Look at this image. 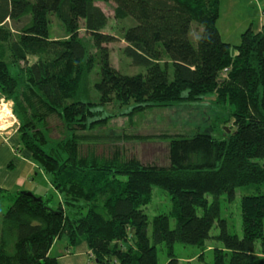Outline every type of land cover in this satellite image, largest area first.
Returning <instances> with one entry per match:
<instances>
[{
  "label": "trees",
  "instance_id": "1",
  "mask_svg": "<svg viewBox=\"0 0 264 264\" xmlns=\"http://www.w3.org/2000/svg\"><path fill=\"white\" fill-rule=\"evenodd\" d=\"M97 2L113 3L114 18L136 22L124 32L125 54L144 73L127 76L112 67L107 45L116 39L101 32L106 16ZM219 5L220 0H0V44L19 59L45 55L26 71L27 89L44 97L35 103L41 106L33 112L38 122L49 108L76 97L83 72L93 66L83 64L81 22L99 54L94 89L102 98L193 102L215 93L221 102L227 96L233 108V129L220 138L203 133L172 139L166 166L142 164L118 152L110 157L84 152L76 141L73 148H62L63 157L22 124L19 148L30 154L56 192L66 196L79 187L76 199L85 206L72 217L60 206L50 208L33 191L0 188V203H9L0 221V264H57L49 252L61 239L71 250L85 243L92 264H159L157 246L162 244L166 264H178L174 244L202 248L215 224L213 238L223 248L212 250L213 264H264V166L257 162L264 159V22L260 31L250 25L240 35L232 56L216 27ZM51 14L63 24L67 39H50ZM193 22L201 29L195 43L189 38ZM2 69L0 90L19 107L17 82ZM246 186L255 192L241 197L238 237L220 218V200L225 196L232 203L236 189ZM154 187L168 194L171 207L150 221L144 208Z\"/></svg>",
  "mask_w": 264,
  "mask_h": 264
},
{
  "label": "rangeland",
  "instance_id": "2",
  "mask_svg": "<svg viewBox=\"0 0 264 264\" xmlns=\"http://www.w3.org/2000/svg\"><path fill=\"white\" fill-rule=\"evenodd\" d=\"M220 4L219 16L221 20L218 26L222 30L224 39L226 35L223 28L230 32L227 39L231 46L230 53L233 54V47L239 44L240 33H243L250 23L253 25L252 31L258 29L259 16L264 12V0H221ZM96 6L106 16V23L101 32L114 36L116 39L115 42L107 45L112 67L120 74L127 76L144 73L145 70L133 65L125 54L127 44L123 38L124 32L134 26L136 22L131 18H114L113 3L97 2ZM48 20L51 40H63L69 37L63 24L55 15H48ZM245 20L248 24L242 28ZM237 22L241 26H237L235 29ZM8 26L16 37L18 32L12 28L10 22H8ZM200 35L201 32L197 33L196 23L193 22L189 34L190 40L195 43ZM78 38L86 51L83 64L91 62L93 66L88 73L86 70L83 72L76 97L63 102L59 108H49L48 115L45 116L43 113V120L39 122L33 112L41 107L35 103L39 100L43 101L44 97L36 90L33 92L27 89L26 71L28 66L37 62L39 57L43 59L45 55L44 57L43 54H40L41 56L27 55L24 59H19L12 56L8 45L0 44V70L2 68L3 72L8 70L15 78L14 80L17 82L15 92H17V96H20L18 107L14 98L8 97L0 90V136L15 138L19 141L21 137L18 129L22 124H27L42 136L50 148L63 157L65 154L62 148L66 149V146L73 148L76 141L84 152L89 149L95 154L105 157H110L113 153L118 152L121 157L134 158L142 164L166 166L172 139H189L203 133L218 139L223 132H229L228 128L233 129L230 119L233 108L228 103L227 96L221 102L215 93H204L200 100L193 102L184 99L176 102L153 103L144 99V102L141 103L134 100L122 103L115 97L102 98L94 89V85L99 79V54L94 47L92 37L85 31L82 22L79 25ZM163 60H165L164 57H162ZM2 62L7 66L3 67ZM1 84L3 83L0 81V87ZM27 95L31 96L29 98L31 106L26 101ZM21 151L26 153L23 148ZM257 162L264 166V159H259ZM33 177V184H27L24 190L35 191L33 193L37 197L40 196L44 200H48L50 208L57 209L60 206L74 217L78 215L82 206H85L84 201L76 199L81 193L77 189L79 187L76 189L72 187L69 190L67 187L68 193L65 196L49 186L47 176L33 175ZM254 192V186L240 187L236 189L235 199L232 203H228L225 196L221 198L220 218L227 221L228 231L231 234L242 236L240 200L242 196L251 195ZM8 205V201L0 203V221ZM170 207L168 194L158 187H154L151 200L144 211L151 221L155 215L168 213ZM148 230L150 233V225ZM217 234L218 228L215 224L210 231L211 238L202 248L175 243L173 252L178 264H213L212 249L222 246L213 238ZM66 251L68 256L73 253L71 249ZM157 255L158 263L166 264L168 254L164 244L157 246ZM91 260V254L88 255V260L81 254H77V256L69 257L65 262L92 264Z\"/></svg>",
  "mask_w": 264,
  "mask_h": 264
},
{
  "label": "crops",
  "instance_id": "3",
  "mask_svg": "<svg viewBox=\"0 0 264 264\" xmlns=\"http://www.w3.org/2000/svg\"><path fill=\"white\" fill-rule=\"evenodd\" d=\"M220 20L221 18L219 16L216 22V27L219 31L222 41L230 45V42L227 39L229 38L230 32L223 28V31L226 35L224 39L222 30L218 26ZM238 22L235 29L237 28V26H241L240 23ZM263 22H264V12L260 14L258 29L254 30V32L260 31ZM243 23L244 24L242 25V28H245L248 23L246 20ZM250 25L253 26L252 23H250ZM196 31L197 33H200L201 29H197ZM239 41L240 38L238 39V42ZM235 55H236V51L234 50L232 56ZM33 175L34 176L42 175L46 177L43 171L40 170L38 166L32 161L30 154L28 152L23 153V151H21V149L19 148L18 139L15 138L10 139L4 136H0V188L10 193L17 192L18 190H24L27 184L28 185L33 184V178H34ZM222 248L223 247L221 246L218 249H222ZM67 249L68 247L66 246V240L65 239L58 240L53 244L49 252V256L55 258L58 264H70L65 262L66 259H68L69 257H74L75 255L77 256V254H81L83 257H85L86 260H88V255L90 254V252L88 251L85 243H82L79 246L73 248L71 250L73 253L69 256L66 255ZM208 249H211V247H208ZM255 256L258 258L261 257L258 245L255 248ZM71 264L73 263L71 262Z\"/></svg>",
  "mask_w": 264,
  "mask_h": 264
}]
</instances>
